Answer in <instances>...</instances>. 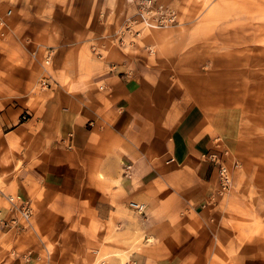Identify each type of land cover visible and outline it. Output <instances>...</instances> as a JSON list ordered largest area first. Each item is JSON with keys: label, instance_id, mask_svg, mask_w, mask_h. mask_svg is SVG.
<instances>
[{"label": "crops", "instance_id": "0c3cea01", "mask_svg": "<svg viewBox=\"0 0 264 264\" xmlns=\"http://www.w3.org/2000/svg\"><path fill=\"white\" fill-rule=\"evenodd\" d=\"M12 21L17 37L0 40V264H264L263 227L245 229L255 218L264 226V209L216 206L210 155L229 166L238 192L224 153L237 149L236 110L125 53L101 61L93 36L102 26L68 38L41 29L36 46L22 40L20 17ZM157 35L160 47L172 38ZM43 47L54 71L44 60L35 77ZM10 194L34 207L21 252L6 225L17 214Z\"/></svg>", "mask_w": 264, "mask_h": 264}, {"label": "rangeland", "instance_id": "374dc122", "mask_svg": "<svg viewBox=\"0 0 264 264\" xmlns=\"http://www.w3.org/2000/svg\"><path fill=\"white\" fill-rule=\"evenodd\" d=\"M164 1L177 7L180 23L152 29L136 46L121 47L115 39V28L122 18L135 13L136 0H0V40L17 37L14 17H20L26 27L22 35L26 45L43 43L32 39L41 29L42 34L55 32L68 38L86 29L97 31L102 26V32L93 36L99 40L101 61L112 59V53L119 51L131 61L138 59L147 68L160 66L169 70L173 80L186 78L195 98L204 93L209 98L217 95L213 107L218 103V107L233 108L238 119L236 152L226 144L224 152L227 164L236 171L238 192L222 194L217 209L257 206L261 211L264 209V0ZM170 30V34H165ZM158 33H164L167 39L172 37L165 47L157 46ZM149 41L156 43L150 48L152 53L145 46ZM41 52L31 66L30 72L35 77L41 74L44 60L46 67L54 71V64L45 59L44 47ZM87 52L89 44L85 47ZM36 91L39 93V88ZM260 223L255 218L246 223L245 229L260 231L264 229ZM30 232L31 222L22 228L13 227L9 236L16 238L18 251H23ZM11 246L7 244L5 249L11 251Z\"/></svg>", "mask_w": 264, "mask_h": 264}, {"label": "built area", "instance_id": "2783aa9c", "mask_svg": "<svg viewBox=\"0 0 264 264\" xmlns=\"http://www.w3.org/2000/svg\"><path fill=\"white\" fill-rule=\"evenodd\" d=\"M135 13L128 16L124 24L115 32V39L121 47L136 46L139 40H142L144 35L155 28H168V26H176L180 23V13L173 4L166 3L164 0H136ZM12 10L8 11L11 14ZM151 47H147L152 53ZM93 51L97 52L96 47ZM102 57L103 54L97 52ZM48 60L52 59L51 53L47 54ZM48 62V61H47ZM47 85V82H43ZM211 160L218 166L220 189L218 193L227 194L236 190L233 172L226 165L222 157L218 154L210 155ZM124 174L130 175L132 167L130 164L124 165ZM8 202L11 203V208L17 213L7 221L6 225L22 228L25 223H30L34 214V207L28 198H24L20 194L9 195ZM132 208L138 213H143L146 209L141 203L131 202Z\"/></svg>", "mask_w": 264, "mask_h": 264}, {"label": "bare ground", "instance_id": "6f19581e", "mask_svg": "<svg viewBox=\"0 0 264 264\" xmlns=\"http://www.w3.org/2000/svg\"><path fill=\"white\" fill-rule=\"evenodd\" d=\"M140 204V203H139ZM143 206H145L146 207V205L144 204V203H141Z\"/></svg>", "mask_w": 264, "mask_h": 264}]
</instances>
